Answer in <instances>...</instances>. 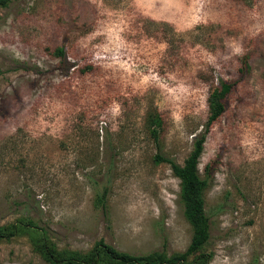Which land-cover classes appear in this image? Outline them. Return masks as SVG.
Instances as JSON below:
<instances>
[{
  "label": "rangeland",
  "instance_id": "obj_1",
  "mask_svg": "<svg viewBox=\"0 0 264 264\" xmlns=\"http://www.w3.org/2000/svg\"><path fill=\"white\" fill-rule=\"evenodd\" d=\"M221 79L234 87L199 164L203 252L209 264H264V0L0 6V227L19 228L0 241V264H50L43 234L81 253L102 239L184 252L181 180L156 156L184 165Z\"/></svg>",
  "mask_w": 264,
  "mask_h": 264
},
{
  "label": "trees",
  "instance_id": "obj_2",
  "mask_svg": "<svg viewBox=\"0 0 264 264\" xmlns=\"http://www.w3.org/2000/svg\"><path fill=\"white\" fill-rule=\"evenodd\" d=\"M11 0H0V6H6ZM62 61L67 57L64 49H59ZM234 84L221 79L218 85L213 86L208 98L209 118L205 130L197 135L194 148L184 165H180L174 158L157 154L156 161H165L171 165L174 174L181 180V204L184 213L192 227L190 244L184 252L167 256L163 251H153L147 254H133L117 249L103 239L95 244L88 253L72 250H60L47 234H43L41 241L36 243L37 251L50 264H209L211 256L203 252L211 237V222L206 210L205 190L208 179L203 177L199 170L200 159L204 151L207 134L226 110V98L232 91ZM152 134L159 139V131L155 126ZM97 204L107 210V190L99 194ZM27 226H31L27 224ZM33 226L32 228H35ZM17 225L0 227V241L18 235ZM197 255L193 262L190 258Z\"/></svg>",
  "mask_w": 264,
  "mask_h": 264
}]
</instances>
